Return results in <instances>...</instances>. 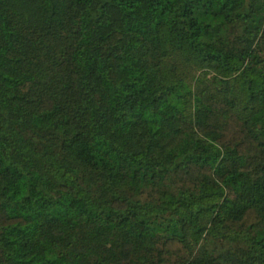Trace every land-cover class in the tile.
<instances>
[{
    "label": "trees",
    "instance_id": "16d2710c",
    "mask_svg": "<svg viewBox=\"0 0 264 264\" xmlns=\"http://www.w3.org/2000/svg\"><path fill=\"white\" fill-rule=\"evenodd\" d=\"M0 264H264V0H0Z\"/></svg>",
    "mask_w": 264,
    "mask_h": 264
}]
</instances>
